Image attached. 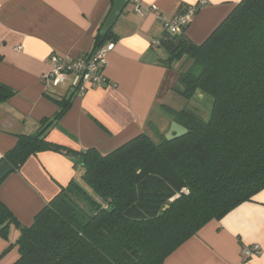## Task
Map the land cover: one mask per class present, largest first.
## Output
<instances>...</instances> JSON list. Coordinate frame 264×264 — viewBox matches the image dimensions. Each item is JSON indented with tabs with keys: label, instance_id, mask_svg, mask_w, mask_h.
Masks as SVG:
<instances>
[{
	"label": "trees",
	"instance_id": "1",
	"mask_svg": "<svg viewBox=\"0 0 264 264\" xmlns=\"http://www.w3.org/2000/svg\"><path fill=\"white\" fill-rule=\"evenodd\" d=\"M100 31L92 52L119 38L113 27ZM160 45L167 67L192 60L173 90L186 100L210 95L209 118L163 105L188 129L184 136L168 140L158 133L155 140L142 132L107 154L76 151L47 140L75 95L53 97L56 114L37 132L18 135L0 163L18 170L40 151L65 152L82 168L84 185L72 180L30 226L0 200V235L7 238L11 224L20 230L3 252L19 247L13 264H163L205 224L264 188V0H241L201 44L184 31H165ZM14 94L0 82V103Z\"/></svg>",
	"mask_w": 264,
	"mask_h": 264
},
{
	"label": "crops",
	"instance_id": "2",
	"mask_svg": "<svg viewBox=\"0 0 264 264\" xmlns=\"http://www.w3.org/2000/svg\"><path fill=\"white\" fill-rule=\"evenodd\" d=\"M143 15L126 8L113 26L119 36L107 55L106 85L74 96L47 140L83 151L96 148L107 154L142 132L166 133L173 121L163 105L172 108L178 70L167 67L166 49L156 45L165 33L158 15L173 18L187 5H203L184 29L196 44L204 42L241 0H140ZM113 0H0V82L15 90L0 103V160L20 134L37 132L44 118L60 109L53 98L67 97L68 85L45 92L43 73L52 68L53 53L73 58L93 51L95 37ZM21 45V50L15 48ZM180 96V95H178ZM176 109V108H174ZM152 127V128H151ZM152 129V130H151ZM82 168L65 152L44 150L33 154L0 182V200L22 225L35 216L72 180L82 183ZM20 235L11 224L8 237L0 235V264L20 257L13 245ZM258 244L261 251L249 258L243 248ZM163 264H264V188L220 219L205 224L172 252Z\"/></svg>",
	"mask_w": 264,
	"mask_h": 264
},
{
	"label": "built area",
	"instance_id": "3",
	"mask_svg": "<svg viewBox=\"0 0 264 264\" xmlns=\"http://www.w3.org/2000/svg\"><path fill=\"white\" fill-rule=\"evenodd\" d=\"M131 4L134 11L141 15L149 11L157 12L159 10L156 5H151L148 8L142 7L140 0H131ZM202 5V1L187 5L173 18H166L162 15L158 17L167 33L172 35L181 34ZM155 44L160 45V40L155 41ZM114 46L115 41H108L95 52L76 58L53 53L49 58L52 66L51 70L41 76L45 92L52 94L55 88L67 84L70 91L69 95L78 96L83 95L90 88L106 85L109 82L105 74L107 55L113 50ZM15 49L21 50L22 46L18 45ZM260 251L261 247L258 244L243 248V254L247 258Z\"/></svg>",
	"mask_w": 264,
	"mask_h": 264
},
{
	"label": "rangeland",
	"instance_id": "4",
	"mask_svg": "<svg viewBox=\"0 0 264 264\" xmlns=\"http://www.w3.org/2000/svg\"><path fill=\"white\" fill-rule=\"evenodd\" d=\"M159 16V15H158ZM192 64V60L188 59L186 56L183 57L179 61H175L173 66L178 70V73L180 74L182 71L186 70L190 65ZM178 84H175L174 87H176ZM175 98L172 101V106L176 108L177 110L187 108L190 109L197 114H199L204 119H208L211 114V108H212V97L205 93H199L195 95L192 99L186 100L181 96H174ZM152 128V127H151ZM152 130V129H151ZM158 131H151V137L155 140H158ZM166 133H164L165 135ZM83 174V170L81 172V176ZM81 178V177H80ZM84 185V183L82 182Z\"/></svg>",
	"mask_w": 264,
	"mask_h": 264
},
{
	"label": "water",
	"instance_id": "5",
	"mask_svg": "<svg viewBox=\"0 0 264 264\" xmlns=\"http://www.w3.org/2000/svg\"><path fill=\"white\" fill-rule=\"evenodd\" d=\"M129 4V0H114L112 9L108 14L106 20L104 21L101 27V34H106L117 22L118 18L122 14V12L126 9ZM188 132V129L178 123L177 121H172L168 131L165 136L168 140H173L175 138H179L184 136ZM13 167L11 164L4 160L0 163V182L13 171Z\"/></svg>",
	"mask_w": 264,
	"mask_h": 264
}]
</instances>
